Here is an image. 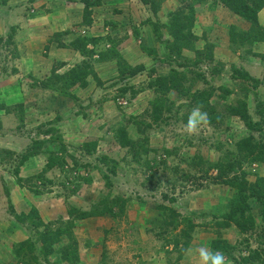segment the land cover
Wrapping results in <instances>:
<instances>
[{
  "label": "rangeland",
  "instance_id": "374dc122",
  "mask_svg": "<svg viewBox=\"0 0 264 264\" xmlns=\"http://www.w3.org/2000/svg\"><path fill=\"white\" fill-rule=\"evenodd\" d=\"M178 1L154 13L142 0H102L88 25L82 0H0V264H200L187 250L214 251L212 240L222 237L233 245L232 255L218 250L228 264L256 248L264 256L261 226L251 233L218 226L230 200L246 203V196L261 221V203L220 179L264 176V163L238 145L247 137L264 145V42L233 43L231 25L251 24L219 0H205L194 3L192 44L170 50L167 27L161 35L154 28L186 6ZM84 37L100 39L87 42L85 53ZM121 58L144 68L121 73ZM85 63L99 80L90 75L87 86L70 85L63 76ZM234 67L263 83L235 76ZM55 73L61 78L53 84ZM170 73H184L191 94L164 95L149 85ZM124 85L136 93H124ZM226 89L233 91L223 95ZM240 98L254 128L229 115ZM155 101L163 104L158 120ZM210 106L227 115L222 125L206 116L188 133L192 110L208 114ZM122 126L132 146L120 144ZM91 140L98 146L89 153L84 143ZM39 144L40 153L21 163ZM50 154L59 161L47 168Z\"/></svg>",
  "mask_w": 264,
  "mask_h": 264
},
{
  "label": "trees",
  "instance_id": "16d2710c",
  "mask_svg": "<svg viewBox=\"0 0 264 264\" xmlns=\"http://www.w3.org/2000/svg\"><path fill=\"white\" fill-rule=\"evenodd\" d=\"M145 4H150L151 9L154 11V13H158L159 8L161 7L162 3H164L166 0H142ZM205 0H194L193 2H189V0H179L178 2L184 3L186 6L180 5L176 10L170 11V21L165 24L157 23L156 27L158 35H161V28L167 27L171 35L173 36V42L172 45H170V50L177 49L179 52L182 50V48L190 46L192 43L190 41V38L194 35L192 32V26L195 23V5L196 2H202ZM221 3H223L225 6H227L232 12L240 16L242 19H244L246 22L250 23L249 27L241 28L237 24H232L230 27V38L233 43H239L244 44L245 41H253V42H264V24L261 23V12L264 10V0H219ZM84 3V10H83V23H86L88 25H91L93 20V13H94V7L97 5H101L102 0H82ZM189 7V8H187ZM189 9V11H188ZM149 20H151L149 18ZM67 32V31H66ZM100 38L99 37H84V38H78V41L81 42L82 46L81 49L85 51V47L87 46V42H97ZM92 42V43H93ZM83 47V48H82ZM145 47V46H143ZM93 50H90V53H92ZM87 53H89L87 51ZM101 57H106V54L101 52ZM211 54V53H210ZM209 54V56H211ZM114 56V55H112ZM122 59V58H121ZM123 60V59H122ZM124 62H120L119 64L123 67L121 69V73L127 72L124 69H129L131 76L135 75L139 70H143L144 65H140L139 67H134L131 64H129L127 61L123 60ZM235 68V76H241L246 79H250L254 81V86L258 87L260 84L263 83L262 80L256 78L255 76L251 75L247 71H243L241 68ZM92 75L93 77L97 78L99 80V76L95 73L92 66L89 63H85V65L78 66L77 68H72L64 77L70 78V85L79 84L81 86H87L88 84V77ZM183 77L184 73H182L181 78H176L171 75H160L159 78H156L152 81H150V86L152 88H156L158 92L164 93V95H167V93L173 89H176L179 91V94H189L190 87H187L186 89L183 87ZM61 78V75L55 73L53 77H51V82L55 84L56 82L53 81L54 79ZM58 89V88H55ZM135 88L124 85L122 87V91L124 93H127L128 91L135 92ZM233 91L232 89H226L225 93L223 95H228ZM136 93V92H135ZM214 90H211L209 92H201L199 94L201 95H213ZM191 94V93H190ZM247 94V93H246ZM221 95V94H220ZM198 99V96L195 97ZM157 103L153 107V113L155 120H158L162 114L163 111V104H161L159 101H155ZM208 105V101L206 103ZM210 105V103H209ZM208 114H207V122L211 125H222L224 122L225 116L220 114L216 111V107L210 106L209 108H206ZM228 111L229 115L231 116H239L240 119H242L247 127L254 128V121L253 118L249 112V106L248 101L244 98L237 99L236 103H231L228 105ZM117 138L120 142V144L124 147L132 146L133 141L131 137L129 136V133L127 131V128L122 126L119 127L117 130ZM252 138L247 137L244 139L243 142H239V149L241 151L246 152L247 155H252V159L255 162L264 163V145L260 146L259 144L253 143ZM43 144H39V146L30 149L26 154L22 156V162L24 163L30 156H35L40 153V148ZM44 146V145H43ZM98 146V142L91 140L84 143V148L87 152L91 153L96 150ZM62 150L65 151V147H62ZM51 156V154H50ZM57 159V157H56ZM59 161L58 159L54 161L52 159V156L50 157L49 161L47 162V168L53 167L54 162ZM232 169L235 168V164L231 165ZM225 171H223L224 173ZM19 173V170L17 171V174ZM21 180V179H19ZM223 183L230 185L232 187L239 188L242 192H249L250 195L255 197L257 203H261L262 209H261V221L257 219L256 215L253 213V207L246 201V197H242V200L244 199L246 203L243 201L240 202L239 199L233 198L230 200L228 204V210L223 213L225 214L224 219L218 223L219 228H229L232 226H236L238 230L241 233H248L251 231H254L258 228V226H261L264 229V176L258 175V177L255 179V181L250 182L246 176H235L233 178H229L228 175L221 176L220 179ZM248 198V197H247ZM175 200L174 198H172ZM37 208H33V213H35V216H38ZM32 210L28 214H32ZM111 213H113L112 209H109ZM84 215H88L89 213L83 212ZM103 213V212H102ZM194 224L192 225V227ZM263 235H261V238L264 237V230L262 231ZM45 240L50 238V235L46 233ZM212 249L214 251H218L220 249H225L230 255H232V247L231 243L225 239V238H215L211 242ZM21 245H24V243H21ZM31 248H34V245L31 244ZM260 261L264 262V256L259 248L250 250V252L243 256L241 258V261L237 260L238 264H256Z\"/></svg>",
  "mask_w": 264,
  "mask_h": 264
},
{
  "label": "clouds",
  "instance_id": "9594fccd",
  "mask_svg": "<svg viewBox=\"0 0 264 264\" xmlns=\"http://www.w3.org/2000/svg\"><path fill=\"white\" fill-rule=\"evenodd\" d=\"M207 114L202 112L199 108H194L189 114L186 124V131L194 133L198 130L202 123H206ZM188 255H199L200 264H228L227 259L221 251H210L207 248L188 249Z\"/></svg>",
  "mask_w": 264,
  "mask_h": 264
},
{
  "label": "crops",
  "instance_id": "0c3cea01",
  "mask_svg": "<svg viewBox=\"0 0 264 264\" xmlns=\"http://www.w3.org/2000/svg\"><path fill=\"white\" fill-rule=\"evenodd\" d=\"M120 2H121V1H120ZM125 3H126V2H125ZM125 3L123 4V3L121 2L120 4H123V5H121L120 8H125L124 10H126V9L129 10L128 5H126ZM114 4H115V6H116L118 3H116V1H114ZM120 4H119V5H120ZM125 5H126V6H125Z\"/></svg>",
  "mask_w": 264,
  "mask_h": 264
}]
</instances>
